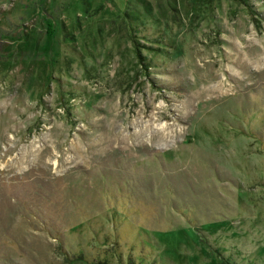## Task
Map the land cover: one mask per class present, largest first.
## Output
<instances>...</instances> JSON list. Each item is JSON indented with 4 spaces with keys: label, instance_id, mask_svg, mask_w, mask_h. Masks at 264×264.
I'll return each mask as SVG.
<instances>
[{
    "label": "rangeland",
    "instance_id": "obj_1",
    "mask_svg": "<svg viewBox=\"0 0 264 264\" xmlns=\"http://www.w3.org/2000/svg\"><path fill=\"white\" fill-rule=\"evenodd\" d=\"M0 264H264V0H0Z\"/></svg>",
    "mask_w": 264,
    "mask_h": 264
}]
</instances>
